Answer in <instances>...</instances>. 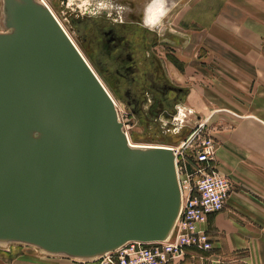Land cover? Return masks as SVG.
I'll use <instances>...</instances> for the list:
<instances>
[{
  "label": "water",
  "instance_id": "95a60500",
  "mask_svg": "<svg viewBox=\"0 0 264 264\" xmlns=\"http://www.w3.org/2000/svg\"><path fill=\"white\" fill-rule=\"evenodd\" d=\"M0 3V248L92 262L168 240L182 203L175 151L129 142L45 2Z\"/></svg>",
  "mask_w": 264,
  "mask_h": 264
},
{
  "label": "rangeland",
  "instance_id": "374dc122",
  "mask_svg": "<svg viewBox=\"0 0 264 264\" xmlns=\"http://www.w3.org/2000/svg\"><path fill=\"white\" fill-rule=\"evenodd\" d=\"M45 1L115 100L130 142L175 147L195 130L197 121L203 124L201 135L212 137L215 144V136L222 131L237 129L255 140L264 131V122L259 121H264V0ZM120 12L124 21L156 31L151 51L166 81L185 92L175 111L159 116L161 121L151 123L133 116V100L141 96L128 88V82H119L121 77L128 80L138 75L135 67H128L130 44L120 48L123 38L114 32L115 26L107 33ZM182 155L190 161L192 146ZM23 250L18 245L0 249V264H86L61 257L25 256Z\"/></svg>",
  "mask_w": 264,
  "mask_h": 264
},
{
  "label": "crops",
  "instance_id": "0c3cea01",
  "mask_svg": "<svg viewBox=\"0 0 264 264\" xmlns=\"http://www.w3.org/2000/svg\"><path fill=\"white\" fill-rule=\"evenodd\" d=\"M121 13L116 20L123 18ZM259 133L257 140L237 129L215 136L214 163L233 184L224 207L202 225L212 247H189L182 261L168 264H264V131ZM23 248L25 256H40Z\"/></svg>",
  "mask_w": 264,
  "mask_h": 264
},
{
  "label": "built area",
  "instance_id": "2783aa9c",
  "mask_svg": "<svg viewBox=\"0 0 264 264\" xmlns=\"http://www.w3.org/2000/svg\"><path fill=\"white\" fill-rule=\"evenodd\" d=\"M202 126L197 121L195 130L184 140V144L169 146L176 153L182 190L181 209L170 238L149 243L130 241L95 261L80 263L168 264L182 260L189 247L204 251L211 249L210 237L202 225L208 215L224 207L231 191V181L229 175L215 165L216 144L212 137L201 135ZM188 145L192 146V159L185 161L182 151Z\"/></svg>",
  "mask_w": 264,
  "mask_h": 264
},
{
  "label": "flooded vegetation",
  "instance_id": "af4514ba",
  "mask_svg": "<svg viewBox=\"0 0 264 264\" xmlns=\"http://www.w3.org/2000/svg\"><path fill=\"white\" fill-rule=\"evenodd\" d=\"M110 25L107 33H110L113 30L111 27L115 26L114 32L121 34L123 38L120 48H124L126 42L130 44L128 48L131 49L132 57H129L131 64L128 67L132 69L133 66L138 70V75L135 74L128 80L124 77L119 78V82L123 84L128 82V88L135 89L141 96L137 102L133 100V116L143 117L146 122L151 123L161 121L159 116L175 111L178 99H181L185 92L183 89H175L166 81L161 64L151 51V43L155 35L153 36L151 30H147L146 27H139L143 25L138 22L112 19ZM122 83L119 84L123 85ZM129 103H132L131 100ZM137 108L140 110V115L137 113Z\"/></svg>",
  "mask_w": 264,
  "mask_h": 264
},
{
  "label": "bare ground",
  "instance_id": "6f19581e",
  "mask_svg": "<svg viewBox=\"0 0 264 264\" xmlns=\"http://www.w3.org/2000/svg\"><path fill=\"white\" fill-rule=\"evenodd\" d=\"M43 2H45V4L49 7V9L51 10V12L53 13V15H54V17L57 19V21L60 23V25L63 27V29L65 30V32L67 33V35L69 36V38L71 39V41L73 42V44L77 47V49L79 50V52L81 53V55L83 56V54H82V52H81V50L78 48V46L75 44V42H74V40L70 37V35H69V33L67 32V30L65 29V27L63 26V24H62V22L58 19V17L55 15V13L52 11V9H51V7L49 6V4L45 1V0H42ZM150 16V19H152L153 18V16H154V12H152V14H150L149 15ZM83 58H84V56H83ZM85 59V58H84ZM85 61L87 62V64L89 65V67L92 69V71L95 73V75L98 77V79L100 80V78H99V76L96 74V72L93 70V68L91 67V65L89 64V62L85 59ZM100 82L102 83V81L100 80ZM103 84V83H102ZM103 86L105 87V85L103 84ZM106 89V88H105ZM106 91H107V89H106ZM108 92V91H107ZM108 94H109V92H108ZM110 95V94H109ZM111 96V95H110ZM112 98V97H111ZM113 99V98H112ZM113 101H114V103H115V105H116V102H115V100L113 99ZM180 114L181 115H183V112L182 111H180ZM182 119V118H181ZM127 134V133H126ZM127 137H128V135H127ZM128 139H129V137H128ZM129 142H130V140H129ZM130 143H132V142H130ZM185 143V141H182L178 146H180L181 144H184ZM132 144H136V143H132ZM145 145H147V144H145ZM148 145H160V144H148ZM165 146V145H164ZM177 146V147H178ZM171 147H174V146H171ZM178 168V167H177ZM178 175H179V171H178Z\"/></svg>",
  "mask_w": 264,
  "mask_h": 264
}]
</instances>
